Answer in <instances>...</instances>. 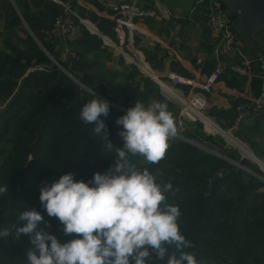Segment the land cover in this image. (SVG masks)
<instances>
[{"label":"trees","instance_id":"trees-1","mask_svg":"<svg viewBox=\"0 0 264 264\" xmlns=\"http://www.w3.org/2000/svg\"><path fill=\"white\" fill-rule=\"evenodd\" d=\"M59 1L77 15L73 17L76 31L68 39L65 59L52 36L56 19L64 14L63 5L54 0H2L1 4L0 19L6 34L0 36V186L7 191L0 195V230L10 229V234L0 238V264H27V253L34 250L29 237L21 234L17 239L12 228L13 224L22 226L18 215L27 208L43 215L45 222L38 230L56 235L61 242L73 238L65 236L55 217L47 216L39 201L43 184L68 172L87 181L94 172L104 173L114 164L115 150L109 153L104 149V142L92 132L94 122L86 125L79 120L82 106L94 97L99 98L79 83L114 104H110L108 116L102 117L114 147L123 145L115 121L126 112L116 106L127 110L136 101H158L166 104L171 114L176 112V106L157 83L134 66L119 59L122 69H112L108 65L112 52L78 17L91 20L100 32L114 38L110 20L87 17L72 2ZM209 4L210 0L197 2L190 15L194 25L204 24L207 35ZM223 6L228 9L224 3ZM206 41L207 50H213L207 36ZM254 41L262 51L264 29L254 34ZM240 43L244 46L241 40ZM155 51H144L153 67L157 62ZM222 57L229 63L238 60ZM257 68L253 66L256 74ZM230 76L227 83L232 87L247 82L246 78L237 80L233 72ZM252 84L257 92L261 90L260 80L253 79ZM234 110L212 108L209 113L222 129L228 130L222 120L232 125ZM259 115L260 112L252 113L249 117L256 124L252 128L242 125L240 130L257 134ZM196 124L201 128V123ZM192 130L190 127L186 131L188 137L203 139V133L195 135ZM207 137L204 140L212 141ZM242 137L250 142L251 152L264 162L256 143L246 135ZM168 144L164 157L157 163L147 164L139 156L132 159L137 167H147L158 183L172 184L173 190L165 195L168 203L179 206L180 230L193 245L187 251L194 252L201 264H264V181L260 178H264V171L239 153L221 152L226 160L184 140L171 137ZM232 162L241 163L246 169ZM216 174L220 177L209 192L210 180Z\"/></svg>","mask_w":264,"mask_h":264},{"label":"clouds","instance_id":"clouds-1","mask_svg":"<svg viewBox=\"0 0 264 264\" xmlns=\"http://www.w3.org/2000/svg\"><path fill=\"white\" fill-rule=\"evenodd\" d=\"M110 103L93 98L85 103L79 120L94 122L92 132L109 153L115 150L114 164L108 171L94 172L90 180L76 179L72 172L60 175L40 188L39 201L48 217H55L65 236L38 230L44 223L40 211L27 208L18 215L22 226L12 225L15 237H29L34 250L27 253V264H201L193 247L180 230L179 206L167 202L170 182H157L147 167L139 168L133 157L147 164L159 162L169 147L177 127L167 105L158 101H136L115 123L123 141L114 147L102 117ZM7 188L0 186V195ZM10 229L0 230L6 238Z\"/></svg>","mask_w":264,"mask_h":264},{"label":"built area","instance_id":"built-area-1","mask_svg":"<svg viewBox=\"0 0 264 264\" xmlns=\"http://www.w3.org/2000/svg\"><path fill=\"white\" fill-rule=\"evenodd\" d=\"M54 1L64 7V14L55 21L52 36L56 37L58 50H60L62 58L65 59L69 52L68 39L76 31L73 17L77 15L67 4L59 0ZM203 1L198 0V2ZM209 10L208 25L216 40V57L218 59H220L221 55L229 59L237 57L239 62L235 66L230 67V70L240 76H253V66L258 63L259 67V72L256 76L262 82L261 90L256 96L242 94L243 98L249 100L250 103L240 104L235 108V120L227 130L230 133H236L252 113H257L264 109V48L256 59L249 58L239 40L237 21L229 10L223 6V2L221 0H210ZM78 19L90 33L97 35L101 39L103 47L109 49L113 56L122 59L126 65L134 66L141 74L152 79L157 83L163 95L166 96L165 93H167L174 100L180 102L178 117L174 120L177 131L182 132L188 121L201 123L208 133H215L214 128H217L222 134H227L224 132L226 130L222 129L208 112L210 108L209 95L222 78L221 66L217 65L208 74L199 73L198 70V73L192 77H186L176 72H169L166 77H162L154 70L142 48L136 44L137 34L140 32L138 30L139 21L160 20V22L168 24L172 20V14L162 0H149L148 4L145 3V0H123L114 5L111 17L114 38L100 32L96 24L91 20L81 17H78ZM167 54L173 58L176 57L175 51L171 48L167 50ZM204 63H206L205 59L200 57L197 58L195 64L201 68ZM57 66L61 70L63 69L61 65L57 64ZM73 80L79 83L75 78ZM79 84L88 92L98 96V94L87 89L81 83ZM182 86H189L190 90L186 92L181 88ZM230 133L228 134L233 137ZM199 148L211 152L204 147ZM248 153L251 154L250 152ZM258 160L264 164L262 160ZM254 163L256 162L254 161ZM256 164L263 168L260 163ZM241 169L246 168L242 165ZM260 178L262 181L264 180L263 177Z\"/></svg>","mask_w":264,"mask_h":264},{"label":"crops","instance_id":"crops-1","mask_svg":"<svg viewBox=\"0 0 264 264\" xmlns=\"http://www.w3.org/2000/svg\"><path fill=\"white\" fill-rule=\"evenodd\" d=\"M72 2L75 6H77L80 11L90 17L91 15L96 16L98 18H106L111 21L112 17V7L117 3L123 0H66ZM163 4L167 6L172 14V20L166 24L164 22H160V20H148V21H139V33L137 34V43L142 48L143 51L150 50L155 51L157 49V62H154V70L161 75L162 77H166L169 72H176L182 75H194L198 73H211L212 70L218 65L222 68L223 77L221 81L216 85L214 91L209 95L210 100V108L209 112L212 108H217L221 110H231L235 109V105L240 104H249L250 101L243 98V95H252L256 96L258 92L254 89V85L252 84L253 79L259 78L256 76V69H252L253 76H240L237 75L238 78H246L247 82H244L241 87H232L227 81L230 80L227 76H230L231 71H224L225 65L228 63L225 57L218 59L215 55V50L211 49L207 50V40L210 38V42L212 44L216 43L214 34L210 29V34L207 35L204 31V24H196L194 25V20L190 21V15L194 6L191 9L189 14L186 13H177L172 11L173 8L168 3V0H162ZM145 3L148 4L149 0H145ZM2 4V0H0V5ZM3 8H0V12H2ZM180 11V10H179ZM92 17V16H91ZM112 22V21H111ZM192 22V23H190ZM208 25V22H206ZM209 27V25H208ZM210 28V27H209ZM6 34L4 29L3 20L0 19V36ZM244 47V46H243ZM171 48L176 53V57L173 58L167 54V50ZM213 48V47H212ZM245 51L246 48L244 47ZM261 52V51H260ZM146 56V55H145ZM204 58L205 62L204 66L201 68L197 66L196 60L197 58ZM147 58V57H146ZM207 59V60H206ZM121 60L116 56H113L112 61L108 62V65L112 69L120 70L122 69V65L120 63ZM159 62V63H158ZM158 63V64H157ZM152 65V64H151ZM258 66V63L254 65ZM211 69L210 72H204L205 69ZM259 68H257V71ZM226 77V78H225ZM240 80L241 79H238ZM257 85L258 83L255 82ZM184 91L188 92L190 90L189 86L181 87ZM165 96V95H164ZM166 97V96H165ZM233 100V101H232ZM179 109V108H178ZM178 109L176 108L175 114L172 116L174 120L178 117ZM235 112V110H234ZM261 119L258 121V125L260 127V131L252 135L248 131L240 130V135H246V137L250 138V140L258 146V149L264 147V109L260 111ZM259 115V116H260ZM222 122L226 125L227 129H229L231 124L228 121L222 120ZM256 120L252 117H248L243 126L246 128H252L256 124ZM209 124V123H208ZM211 126V124H209ZM215 132H219L220 130L214 128ZM238 134V132H236ZM228 139H231L235 144L236 141L229 134L227 135ZM250 142L248 143V147H250ZM240 146V145H238ZM241 147V146H240ZM243 148V147H241ZM245 149V148H244ZM260 150V149H259ZM251 151H253L251 149ZM250 151V152H251ZM261 153H263L260 150ZM252 153V152H251ZM240 154V153H239ZM253 154V153H252ZM264 155V154H263ZM228 160V159H227ZM234 164V162H232Z\"/></svg>","mask_w":264,"mask_h":264},{"label":"water","instance_id":"water-1","mask_svg":"<svg viewBox=\"0 0 264 264\" xmlns=\"http://www.w3.org/2000/svg\"><path fill=\"white\" fill-rule=\"evenodd\" d=\"M221 1L227 6L229 12L233 15V17L237 21V32L240 40L242 41V43L246 48L247 56L253 60L256 59L260 51L256 47L254 41V34L264 28V0H221ZM197 2L198 0H168V3L173 8L172 11L177 13H186V14H189L191 12L192 7ZM51 59L54 61L56 65L58 64L53 58ZM97 97L105 100L100 95H98ZM116 107L124 110L119 106ZM250 155L256 163L258 164L260 163V166L264 167V164L261 163L252 153ZM234 164L242 168V165L240 163L234 162ZM219 177L220 174H216V176L210 180L209 192H211L214 182Z\"/></svg>","mask_w":264,"mask_h":264},{"label":"rangeland","instance_id":"rangeland-1","mask_svg":"<svg viewBox=\"0 0 264 264\" xmlns=\"http://www.w3.org/2000/svg\"><path fill=\"white\" fill-rule=\"evenodd\" d=\"M12 3V1H10ZM13 4V3H12ZM0 8H3L1 7L0 5ZM264 29V28H263ZM262 29V30H263ZM2 39L0 37V45L2 44ZM136 44L138 45L137 43V40H136ZM212 44V43H210ZM139 46V45H138ZM217 48V44L214 43L213 44V49L215 50ZM239 62V60H237L236 62L232 61L231 63H227L225 65V70L226 71L227 69H230V67L232 66H235L237 63ZM110 66H112L110 64ZM153 67V66H152ZM222 69V68H221ZM179 74V73H178ZM193 75L191 76H186V77H192ZM240 76V75H239ZM229 79H231V76H227ZM237 79V78H236ZM238 79H241V78H238ZM240 81V80H239ZM166 94V98L173 102L174 105L176 106V108L178 109L179 106H180V102L177 101V100H174L171 96H169L167 93ZM233 101V100H232ZM210 102V100H209ZM1 108V107H0ZM208 112H209V109H208ZM192 127L194 130L193 133L195 135H197L198 133H203V139H192L191 137H188L187 134H186V131L189 130V128ZM227 133H230L228 132L227 130L224 131ZM209 136L211 137V140H204V139H207L208 137L206 136ZM233 135V139L236 141L237 144H235L231 139H228L226 134H222L221 131L219 132H215V133H208L205 129H204V126H201L198 127L196 123H193V122H186V125L183 129V131H177V135H175L174 137L172 138H175V139H178V140H184V141H187L193 145H197L198 147H204L205 149H209L211 151L212 154H215L216 156L220 157V158H224L227 160V158L225 157L224 154H222L221 152H226V153H240V155L250 161H253L254 160L252 159V157L249 155V154H246L238 145H240L241 147L245 148L246 151L250 152L251 150L249 149L248 147V142L244 139V137H242V135H237L235 132H232L230 133ZM262 152L264 151V147H261L259 148ZM251 153V152H250ZM264 154V152H263ZM262 171H264V167L261 168Z\"/></svg>","mask_w":264,"mask_h":264},{"label":"bare ground","instance_id":"bare-ground-1","mask_svg":"<svg viewBox=\"0 0 264 264\" xmlns=\"http://www.w3.org/2000/svg\"><path fill=\"white\" fill-rule=\"evenodd\" d=\"M240 147V146H239ZM241 148V147H240ZM246 154H249L248 151H246V149L241 148ZM250 155V154H249ZM251 156V155H250Z\"/></svg>","mask_w":264,"mask_h":264}]
</instances>
